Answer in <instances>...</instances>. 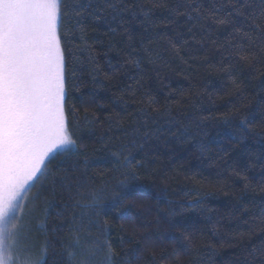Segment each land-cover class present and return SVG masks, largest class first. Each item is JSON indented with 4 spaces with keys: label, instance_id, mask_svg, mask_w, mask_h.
I'll list each match as a JSON object with an SVG mask.
<instances>
[{
    "label": "snow or ice",
    "instance_id": "obj_1",
    "mask_svg": "<svg viewBox=\"0 0 264 264\" xmlns=\"http://www.w3.org/2000/svg\"><path fill=\"white\" fill-rule=\"evenodd\" d=\"M169 8L168 0H0V264H49L50 257H59L56 264H183L176 249L169 253L147 243V233L123 235V226L119 229L122 235L118 237L117 250L111 225L105 219L111 209L122 215L131 210L132 205L125 201L137 189L130 181L137 180L147 169V155L135 160L134 153L143 150L160 131V118L167 117L169 135L198 136L203 123L201 120L185 125L171 117L167 99L161 105L157 94L145 86L144 64L168 65L153 47L158 40L168 45L164 52L187 63L180 53L191 40L202 50H215L218 61L209 67L228 76L229 95L247 100V86L234 73L247 72L251 79L264 84V0H258V4L254 0H228L226 6H206L202 0H189L183 10L171 9L176 17H186V32L175 34L179 39L166 34L149 39L133 33V22L145 32L149 27L155 29L153 14ZM174 23L175 19L166 18L163 25ZM101 28L106 30L101 32ZM221 30L225 32L223 38L218 35ZM90 32L100 33V38L91 44ZM185 35L189 39H184ZM77 39L82 49L75 43ZM97 47L105 50L97 51ZM81 50L89 53L93 96L98 90L111 92L106 103L96 104L97 109H110L103 120L94 111L85 110V119L91 115L92 125L98 124L101 129L96 137L98 147L91 148L78 143L81 122L74 93L80 92L81 86L72 60ZM113 52L115 62L108 59ZM101 59L108 71H104ZM196 59L207 64L209 57ZM229 105L232 111L220 120L230 127L234 139L242 142L247 134H264V121L261 132L255 133L254 111L243 103L237 106L229 101ZM117 107L121 110L117 111ZM128 107L134 111L125 116L122 113ZM176 125L180 127L173 132ZM96 165L99 167L94 168ZM246 173L247 169L235 167L230 173L243 184L241 195L264 194V174L253 183ZM191 180L197 187L189 190L196 193L185 201L189 208H200L227 186L217 181L208 190L205 178L194 175ZM49 185L53 200L45 202V212L56 206L59 189L64 209L61 235L54 240L46 238L37 246L25 221L34 213L30 205L41 198ZM37 186L40 190L32 192ZM78 208L90 211L85 215L76 212ZM179 208L181 212L188 210L183 203ZM170 215H177L175 209ZM244 224L250 230L264 231V207L256 218L245 220ZM245 235L240 233L236 238L242 240ZM180 236V247L189 252L192 234L185 229ZM202 250L206 256L203 264H211L214 246L208 244ZM252 251L253 258L259 254L264 264V248Z\"/></svg>",
    "mask_w": 264,
    "mask_h": 264
},
{
    "label": "trees",
    "instance_id": "obj_2",
    "mask_svg": "<svg viewBox=\"0 0 264 264\" xmlns=\"http://www.w3.org/2000/svg\"><path fill=\"white\" fill-rule=\"evenodd\" d=\"M189 0H168L169 9H158L153 14L155 29H144L133 22L131 25L135 35H144L147 38L157 36V34L176 37L177 32H186V17H176L172 7L182 9V6ZM207 6L215 3L217 6H226L228 0H202ZM258 4V0H254ZM173 20L175 23L164 27L165 19ZM106 29L101 28V32ZM225 32L221 30L218 35L223 38ZM89 43L100 38L99 32H90ZM117 39H121L117 37ZM184 39H189L187 35ZM77 45L83 46L79 39L75 41ZM154 49L162 53V58L168 61L167 66L159 62L151 65L145 62V86L157 94L161 105L165 100L170 103L171 117L176 118L181 124H190L203 121L200 124V134L198 136H178L168 134L167 117L159 119L160 131L147 141L144 149L134 153L135 160H143L147 155V169L141 172L137 180H131V185L137 190L129 196L125 203L131 204V210L122 215L116 209L108 211L105 219L111 225L112 239L119 250V239L122 235L119 232L121 226L126 231L123 235L147 233L149 240L147 243L156 247H163L169 253L173 249L177 250V255L183 264H203L206 256L203 246L211 244L215 248V255L211 264H261V256L256 254L253 258V249L264 248V231L259 228L250 230L244 224L245 220L251 221L256 218L264 207V194L246 192L241 195L243 184L241 181L230 175L233 167L237 169H247V175L253 183L259 181L264 174V134H247L246 139L239 142L233 138L232 130L225 125L220 117L232 111L229 101L239 106L245 104L250 111L256 114L255 133L261 132V121H264V84L257 79H251L247 72L239 74L244 80L247 90L245 96L247 100H239L236 94L229 95L231 82L228 76L221 73L216 68L209 65L216 64L218 57L214 49L202 50L198 44L189 40L188 45L181 51L187 63H183L171 52H164L168 47L165 41L158 40L153 46ZM102 47H97V51H104ZM209 57L208 63L197 57ZM116 54L110 53L108 59L115 62ZM88 51H77L72 60L77 65L78 84L81 91L74 93V102L79 112L81 130L78 135L81 139L78 143L81 146L91 148L98 147L96 137L100 134V126L92 125L93 117L89 115L85 119V110L95 112V116L103 120L108 115L109 110H100L96 104H103L111 97V92L98 90L93 96L92 84L89 73L91 65L88 64ZM104 71H108L105 61L101 59ZM159 71V77L157 76ZM126 79V77H123ZM130 82V81H129ZM112 91H115L113 89ZM171 92V95H167ZM199 93V95H197ZM81 97L84 103L81 104ZM127 99V97H125ZM95 100L96 103H92ZM117 111L121 109L116 108ZM132 107H128L126 112H133ZM209 118H215L209 119ZM156 125H153L155 128ZM180 125L172 128L176 132ZM94 130V131H93ZM192 131H195L193 128ZM203 148V151H202ZM227 153V155H225ZM98 155H102L98 154ZM135 162V161H134ZM56 161H53V166ZM99 167V165L94 166ZM197 179L205 178L208 190L217 181L224 182L227 186L223 191L205 200L200 208H189L185 201L196 195L189 190L197 187L191 177ZM39 189H33L35 192ZM187 193V195H186ZM32 193H29L31 196ZM53 200L51 186L43 190L41 198L30 205L34 213L25 223L32 229L31 240L42 245L46 238H54L61 235L59 226L64 219V209L61 203L59 189L55 194V205L46 209V201ZM168 201H172L169 204ZM183 203L187 211H180L179 204ZM175 209L177 215H170ZM211 209V211H207ZM245 209H248L246 212ZM89 209H76V212L88 214ZM61 213V215H57ZM87 224V220L84 221ZM187 230L193 236V243L189 245L190 251L185 252L180 247L182 240L180 232ZM215 230V235H213ZM95 234V229L92 230ZM245 233L244 238L238 239V234ZM125 246H128L126 244ZM58 249L59 245H55ZM201 251H196L197 248ZM59 257H50L49 264H56ZM164 264H169L165 261Z\"/></svg>",
    "mask_w": 264,
    "mask_h": 264
}]
</instances>
